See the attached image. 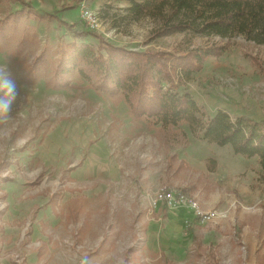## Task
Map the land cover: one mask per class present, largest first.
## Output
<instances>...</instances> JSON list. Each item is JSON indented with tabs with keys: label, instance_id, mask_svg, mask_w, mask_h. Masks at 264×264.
<instances>
[{
	"label": "rangeland",
	"instance_id": "rangeland-1",
	"mask_svg": "<svg viewBox=\"0 0 264 264\" xmlns=\"http://www.w3.org/2000/svg\"><path fill=\"white\" fill-rule=\"evenodd\" d=\"M25 1L42 13L67 7L62 19L84 21L127 49L222 47L179 92L195 100L202 123L222 109L264 124L262 44L241 34L150 38L170 20L169 2L139 15L125 0ZM18 7L11 3L0 15ZM32 23L37 42L13 58L0 52V65L20 87L11 117L0 120V264H264V229L256 231L264 225L261 168L254 181L241 172L258 160L241 162L229 144L203 140L187 124L162 129L136 120L118 95H98L77 75L74 87L47 88L52 52L36 82L24 83L46 41L54 48L72 40L55 21ZM215 156L221 166L210 171L206 159ZM182 189L204 211L227 208V216L203 220L174 203L164 215L158 195ZM38 241L46 244L42 258Z\"/></svg>",
	"mask_w": 264,
	"mask_h": 264
},
{
	"label": "trees",
	"instance_id": "trees-1",
	"mask_svg": "<svg viewBox=\"0 0 264 264\" xmlns=\"http://www.w3.org/2000/svg\"><path fill=\"white\" fill-rule=\"evenodd\" d=\"M78 1V0H76ZM135 14H146L157 4L169 2L170 20L151 32L150 38H162L178 33L219 35L228 37L241 34L246 39L264 46V0H125ZM17 3L18 8L0 15V52L10 57L23 54L37 42L38 34L32 22L55 21L71 37V41H57L54 48L45 42L40 52L27 65L22 80L33 84L44 74L46 87L58 90L74 87L72 76L88 81V88L96 94L119 96L128 113L149 126L161 128L187 124L193 133L200 130V138L219 146L229 144L235 155L257 157L264 182V124L249 118L233 119L218 109L202 123L197 114L200 107L179 88L200 71L211 56L222 54V47L206 45L194 49L144 50L127 49L105 41L84 21L68 23L58 13H42L25 0H0V8ZM96 40L97 44L91 43ZM51 52L57 55L49 62ZM208 170L215 160L207 158ZM186 194V189L181 190ZM165 215L166 203L162 205ZM69 215H75L70 211Z\"/></svg>",
	"mask_w": 264,
	"mask_h": 264
},
{
	"label": "clouds",
	"instance_id": "clouds-1",
	"mask_svg": "<svg viewBox=\"0 0 264 264\" xmlns=\"http://www.w3.org/2000/svg\"><path fill=\"white\" fill-rule=\"evenodd\" d=\"M19 97L20 87L7 74L6 66L0 65V120L11 117Z\"/></svg>",
	"mask_w": 264,
	"mask_h": 264
},
{
	"label": "built area",
	"instance_id": "built-area-1",
	"mask_svg": "<svg viewBox=\"0 0 264 264\" xmlns=\"http://www.w3.org/2000/svg\"><path fill=\"white\" fill-rule=\"evenodd\" d=\"M158 199H162L165 201L166 205L171 204H180V205H187L191 211L197 215V217L205 219L211 218H221L225 217L228 214L226 209H222L220 211L212 210L211 212L204 211L198 201L194 198L187 197L184 193L179 192L178 194L171 193L170 191H164V194H159Z\"/></svg>",
	"mask_w": 264,
	"mask_h": 264
},
{
	"label": "crops",
	"instance_id": "crops-1",
	"mask_svg": "<svg viewBox=\"0 0 264 264\" xmlns=\"http://www.w3.org/2000/svg\"><path fill=\"white\" fill-rule=\"evenodd\" d=\"M237 158H240V161L241 162H243V161H246V160H251V159H254V160H258V158L257 157H251V158H244V157H242V156H238ZM215 162H216V164H215V167H214V169L213 170H210V171H214L215 169H216V167H219V166H221V161H219V158L217 157V156H215ZM257 164H259V163H257ZM223 166V165H222ZM260 165H258V167H256V168H253V169H251L250 170V168H247V167H243V169H242V171L241 172H246V173H251V175H250V180L252 181L253 179H255V178H257L258 177V174H256L255 175V173H258L259 172V170H260V167H259ZM206 167H207V162H206ZM232 171L234 170V169H231ZM260 178V177H259ZM260 180H261V178H260ZM260 180H257L256 181V183H259L260 182ZM254 181V180H253ZM262 181V180H261ZM264 184V182L262 181L261 183H259V185L263 188V185ZM260 192V188H259V190L257 191V193H259ZM245 197H246V195H244ZM242 203V202H241ZM243 204V203H242ZM167 213V212H166ZM264 212H262V211H260L259 212V216H260V222H261V220H262V222H263V220H264V214H263ZM259 222V223H260ZM257 228H256V231H257V229L258 230H260V229H264V225L263 224H261L260 223V225L259 224H257V226H256ZM254 230H255V228H253ZM45 243L43 242V241H38V244L36 245V251H37V256H39V258H42L43 257V246L45 247Z\"/></svg>",
	"mask_w": 264,
	"mask_h": 264
}]
</instances>
